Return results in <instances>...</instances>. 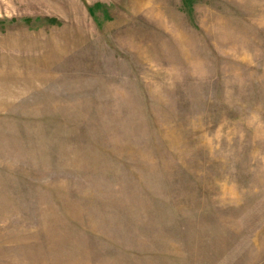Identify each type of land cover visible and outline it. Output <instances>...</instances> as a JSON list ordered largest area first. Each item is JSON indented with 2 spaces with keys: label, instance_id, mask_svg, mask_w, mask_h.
I'll use <instances>...</instances> for the list:
<instances>
[{
  "label": "rangeland",
  "instance_id": "obj_1",
  "mask_svg": "<svg viewBox=\"0 0 264 264\" xmlns=\"http://www.w3.org/2000/svg\"><path fill=\"white\" fill-rule=\"evenodd\" d=\"M0 264H264V0H0Z\"/></svg>",
  "mask_w": 264,
  "mask_h": 264
}]
</instances>
